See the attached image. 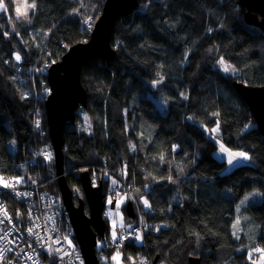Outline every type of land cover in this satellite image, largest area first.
Wrapping results in <instances>:
<instances>
[{"label":"trees","instance_id":"obj_1","mask_svg":"<svg viewBox=\"0 0 264 264\" xmlns=\"http://www.w3.org/2000/svg\"><path fill=\"white\" fill-rule=\"evenodd\" d=\"M28 1L36 3L35 12L15 19L13 0H0L6 6L0 10V169L20 178L15 165L27 161L41 180L50 170L38 152L49 140L46 133L32 137L35 102L24 91L33 75L38 84L47 83V75L24 71L20 82L15 71L34 61L37 67L52 64L68 47L87 41L86 22L95 23L105 0ZM111 45L113 61L84 65L87 105L75 122L66 123L70 187L81 194L75 170L106 162L112 174L100 177L105 191L124 190L123 182L147 196L144 255L157 264H189L193 256L201 264H254L232 224L245 194L259 189L264 197V136L233 82L264 86V31L246 24L237 0H137L135 11L117 21ZM221 59L239 72L226 73ZM153 94L168 98L166 111ZM217 122L214 136L229 149L247 152L249 164L223 173L227 163L215 156L219 145L207 135ZM44 124L48 130L46 113ZM12 138L16 156L8 149ZM112 179L121 182L113 186ZM247 211L264 243V199ZM142 250L130 242L119 253L126 264H138Z\"/></svg>","mask_w":264,"mask_h":264},{"label":"water","instance_id":"obj_2","mask_svg":"<svg viewBox=\"0 0 264 264\" xmlns=\"http://www.w3.org/2000/svg\"><path fill=\"white\" fill-rule=\"evenodd\" d=\"M241 7L244 21L247 25L264 31V0H237ZM137 6V0H105L103 9L95 21L90 37L87 41L76 43L67 48L59 61L49 64L46 71L48 88L44 102L47 116V126L52 147L55 151L58 187L62 203L70 213L71 224L75 237L80 246L85 264H101L97 255L98 236L103 237L106 228L104 185L99 182L94 185L91 172L84 169L79 172V178L85 201L75 204L74 194L66 176L64 175L63 136L67 122H75L81 107L87 105V91L81 80L84 65L90 60L111 62L116 51L111 45L113 31L117 21L132 14ZM35 87H41L33 75ZM233 86L239 97L247 104L258 128L264 136V86L249 85L241 81H234ZM89 214L85 212V204ZM129 216H134L130 210ZM157 264V259H154ZM189 264H201L199 257H191Z\"/></svg>","mask_w":264,"mask_h":264},{"label":"built area","instance_id":"obj_3","mask_svg":"<svg viewBox=\"0 0 264 264\" xmlns=\"http://www.w3.org/2000/svg\"><path fill=\"white\" fill-rule=\"evenodd\" d=\"M19 80H23V77ZM41 88L43 92H38L35 87L34 112H38L39 106L45 102L48 88L45 84ZM46 132L44 127L40 134ZM38 155L49 168V176L39 180L40 172L33 175L29 171V163L22 161L15 167L18 166L23 175L20 178L10 174L4 176L10 186H0V264H85L70 213L61 204L55 188L59 181L57 169L52 166L55 151L52 146L44 144ZM26 169L28 177L24 176ZM85 169L90 170L94 180L96 177L93 174L99 170L111 173L106 163L102 166L90 165ZM64 171L66 176L69 169ZM5 195H10L7 203ZM136 229L142 231L140 225ZM101 255H104L103 251L98 254L99 259H102Z\"/></svg>","mask_w":264,"mask_h":264},{"label":"rangeland","instance_id":"obj_4","mask_svg":"<svg viewBox=\"0 0 264 264\" xmlns=\"http://www.w3.org/2000/svg\"><path fill=\"white\" fill-rule=\"evenodd\" d=\"M15 4L14 5V15L15 19H21V18H27L30 12H32L35 9H32L31 7H27L35 2H29L28 0H13ZM36 5V3H35ZM17 8H20V13H17ZM26 12V15L23 14ZM88 20V19H87ZM10 28L13 29V20L10 21ZM87 25L93 27L94 24L91 23V21L86 22ZM47 65V64H46ZM46 65H41L40 67H36L35 73L39 74L40 72H43V69L46 67ZM220 67L224 70L225 65L229 66V71H225L226 73H234L237 74L239 71L228 64L222 65L219 63ZM20 82H24L25 80H18ZM163 82L162 79L158 80L155 83H152V88L155 89L158 87ZM41 84H44V81L40 82ZM38 92H43L42 88L37 86L36 87ZM36 89L34 85V81L31 80V87L25 89V96H32L34 98L36 96ZM154 100L157 103L158 107L162 109V111H166L167 103H169V100L167 97H165L163 94H153ZM43 105V104H42ZM43 108V107H41ZM41 112V111H40ZM217 132V131H216ZM216 132L213 133H207L208 136H212L214 140L217 142L219 145V149L215 153V156L220 159V160H225L226 161V166L223 170V173H228L235 167L243 164H249V160H244L240 158H236L233 160V163L230 165L228 163V153L226 152H221L220 150V141L218 138L214 136ZM49 143V146H52L51 139L49 138V134L47 135ZM223 145V144H222ZM42 146V144L36 148L39 149ZM227 148L226 146H224ZM67 146L65 145L66 150ZM8 149L9 151L16 156L18 153V144L15 138H12L8 144ZM229 149V148H227ZM231 152H245L241 150H236V149H229ZM247 153V152H246ZM106 163V162H104ZM104 165V164H103ZM52 166L57 169V164H56V159H54ZM102 166V165H100ZM107 166V164H106ZM87 167V166H86ZM108 168V166H107ZM66 168H64L65 170ZM85 167H80L77 168L76 174L79 175V172L84 170ZM109 169V168H108ZM110 170V169H109ZM31 172V169H29ZM98 171V170H97ZM110 174L103 171L99 170L98 173L101 175L105 176V180H107L108 176L112 174V171L110 170ZM124 173L126 174L127 171L124 169ZM4 176H7V174H2L0 172V178H2L3 183H0L1 185H4L6 183V179H4ZM24 176L28 177V171H24ZM113 181V186L119 184L121 181L112 179ZM101 182H103L101 180ZM104 185V182H103ZM109 185V184H108ZM112 186V185H111ZM124 188V190L116 189L114 188V191L112 189H108L107 191H104V199H105V205L106 208L108 209L106 215H107V220H108V228L110 229V232L112 233V237L107 240L108 247L105 248L106 243L103 241H97V255L101 253V251L104 252V255H101L102 259H100L101 264H126L123 260V255L122 253H119L120 249L124 247L127 243L134 242L138 245L143 246V250L139 252L137 255V260L138 264H154V259L147 258L144 255V250H146L145 247V231H149V225L147 222L144 221L142 218V215L147 212L150 209V202L147 196L143 195H136L134 191L132 190L130 185H125V183H121V186ZM72 191L73 194H77L79 192V189L77 186L72 185ZM57 195L62 203L61 195L59 192V187L57 186ZM125 191L128 193H125ZM131 191V193H130ZM225 193L229 196H231V190L229 188L225 189ZM133 199H132V198ZM6 203L10 199V195H5L4 196ZM247 198V199H246ZM264 199L263 194L260 192L259 189H253L249 191L245 196L238 202L237 207H236V216L232 224V230H233V235L236 238H245V241L247 242L246 248H244L246 251H248L249 258L252 259L254 264H264V243L261 242L260 239V233L259 229H257L256 223L252 220L251 216L248 214L247 208L253 204L260 203ZM127 200L132 201L135 207L134 210V216H124V213L122 211V208L125 206ZM148 201V205H145L144 201ZM74 201L79 205V203L76 201L74 198ZM243 201V203H242ZM9 205V203H8ZM114 209L118 210V214L114 213ZM87 215L89 212H86ZM142 218V219H140ZM142 227V231L139 229H136L137 226ZM117 228V229H116ZM115 233V235H113ZM137 237H140L137 239ZM259 242V243H258ZM254 246V249L252 247ZM104 247V249H102ZM259 249V250H258ZM115 257V259H114ZM136 264V262H133Z\"/></svg>","mask_w":264,"mask_h":264},{"label":"bare ground","instance_id":"obj_5","mask_svg":"<svg viewBox=\"0 0 264 264\" xmlns=\"http://www.w3.org/2000/svg\"><path fill=\"white\" fill-rule=\"evenodd\" d=\"M33 12H35V10H33L32 12H30V14L31 13H33ZM87 25V24H86ZM87 27H88V29L90 30V32L92 31V29H93V27H91V26H89V25H87ZM65 54V53H64ZM63 54V55H64ZM19 56L20 57V59L19 60H17L16 59V56ZM62 55V56H63ZM13 56H14V58H15V60H16V62H17V64L18 65H21L22 63H23V61H22V57L18 54V53H14L13 54ZM62 58V57H61ZM60 58V59H61ZM59 59V60H60ZM58 60V61H59ZM37 64H38V62L37 61H34L33 63H32V65L31 66H29L28 68H26V69H24L23 67H19V68H17V70L15 71V78L17 79V80H19L21 77H23V73H24V71H25V73H27V74H29V73H33L34 71H35V69H36V67H37ZM6 65H9V63L8 62H6ZM30 98L31 99H33L32 98V96H30ZM36 107V104L34 103V106H33V108H31V110H32V113H33V123H32V126H33V129H34V133L32 134V137H34V139L35 138H37L38 137V133H40V131L42 130V128H44L45 127V124H44V115H45V113H44V111H43V109L41 108V105L39 106V111L38 112H34V108ZM41 111V112H40ZM78 114V113H77ZM77 117V116H76ZM254 118V117H253ZM256 121V120H255ZM257 124V123H256ZM257 127H258V125H257ZM259 129V128H258ZM260 131V130H259ZM46 134L48 135L49 134V128H48V130H47V132H46ZM216 134H217V132H216ZM215 134V135H216ZM50 138V137H49ZM221 143V142H220ZM225 146V145H224ZM65 149V145L63 144V150ZM231 190V189H230ZM125 193H127L126 191H125ZM128 194V193H127ZM83 195V196H82ZM74 197H75V199L77 200V202H79L80 200H84L85 201V193L83 192V190H82V193L81 194H79V192L77 193V194H74ZM132 198V197H131ZM133 199V198H132ZM86 203V202H85ZM130 210H135V207H134V204H133V202L132 201H129V200H127V202H126V204H125V206L122 208V211H123V213H124V216H128L129 215V212H130ZM114 213L115 214H118V210L117 209H114ZM117 229V228H116Z\"/></svg>","mask_w":264,"mask_h":264},{"label":"snow or ice","instance_id":"obj_6","mask_svg":"<svg viewBox=\"0 0 264 264\" xmlns=\"http://www.w3.org/2000/svg\"><path fill=\"white\" fill-rule=\"evenodd\" d=\"M27 7H31L32 9H35L36 5H35V3H33V4H31V5L27 6ZM0 10H6V6H5L2 2H0ZM17 13H20V8H17ZM23 14L26 15V12L23 13ZM16 59L19 60L20 57L17 55V56H16ZM220 63H221L222 65L225 64V62L223 61V59L220 60ZM224 70H225V71H229V70H230V69H229V66L225 65ZM218 129H219V123L217 122V127L214 128L212 131H213V132H216V131H218ZM220 150H221V152H226V153H228V156H229V158H228V163H229L230 165L233 163V160L236 159V158H240V159H244V160H249V159H251V157L248 155V153H246V152H231V150L225 148L224 145H222V144L220 145ZM0 183H3L2 178H0ZM4 186H5V187H9L10 185L7 184V183H5ZM246 199H247V198H246ZM144 203H145V205H148V201H147V200H145ZM242 203H243V201H242ZM5 214H6V213H5ZM0 223H2V221H0ZM29 231L31 232L32 230L29 229ZM113 235H115V233H113ZM139 238H140V237H137V239H139ZM258 250H259V249H258ZM114 259H115V257H114Z\"/></svg>","mask_w":264,"mask_h":264},{"label":"flooded vegetation","instance_id":"obj_7","mask_svg":"<svg viewBox=\"0 0 264 264\" xmlns=\"http://www.w3.org/2000/svg\"><path fill=\"white\" fill-rule=\"evenodd\" d=\"M93 175H94V177H96L95 181H97L98 184H99V182H101L100 174H99L98 172H96V173H94ZM76 201H77V200H76ZM104 202H105V200H104ZM75 204L77 205V203H75ZM84 204H85V212H87V211H88V206L86 205L85 202H84ZM107 211H108V209L106 208V205H105V210H104L105 218H104V219H105V221H106V228H107V231L105 232V235H104L103 237L98 236V239H97L98 242H99V241H103V242L106 243V245H108V244H107V240L110 239V238L112 237V235H111V233H110V229L108 228L109 224H108V220H107V215H108V214L106 215Z\"/></svg>","mask_w":264,"mask_h":264},{"label":"crops","instance_id":"obj_8","mask_svg":"<svg viewBox=\"0 0 264 264\" xmlns=\"http://www.w3.org/2000/svg\"><path fill=\"white\" fill-rule=\"evenodd\" d=\"M111 184L113 185L114 183H113V181L111 180ZM112 234V233H111ZM194 257V256H193ZM191 258V257H190Z\"/></svg>","mask_w":264,"mask_h":264}]
</instances>
